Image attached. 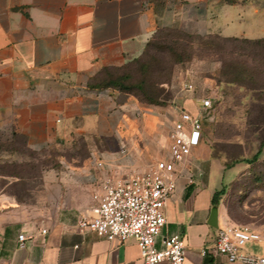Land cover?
I'll use <instances>...</instances> for the list:
<instances>
[{"label":"crops","instance_id":"crops-1","mask_svg":"<svg viewBox=\"0 0 264 264\" xmlns=\"http://www.w3.org/2000/svg\"><path fill=\"white\" fill-rule=\"evenodd\" d=\"M162 27L263 38L264 0H0V141H23L39 155L79 137L90 143L84 157L34 167V186L24 191L16 186L29 177L0 172L2 261L141 264L134 238L107 240L80 230L77 220L93 214V194L106 175L142 173L167 157L176 107L168 115L129 91L102 86L107 71L116 74L141 56ZM180 104L198 110L192 97ZM0 157L23 159L16 150ZM230 169H236L233 181L243 170L213 155L204 132L177 166L163 233L184 236V264H240L223 254H202L219 228L238 225L224 195L213 202L226 186L218 174ZM254 230L264 235V228ZM245 249L261 255L264 243Z\"/></svg>","mask_w":264,"mask_h":264},{"label":"rangeland","instance_id":"rangeland-1","mask_svg":"<svg viewBox=\"0 0 264 264\" xmlns=\"http://www.w3.org/2000/svg\"><path fill=\"white\" fill-rule=\"evenodd\" d=\"M181 30L188 36L170 34L164 40L158 38L156 47H151L148 53L144 51L116 73H127L128 91L141 102L168 115L178 102L187 98H195L196 106L197 98H211L213 108L203 117L205 140L213 155L226 164L239 163L243 168L234 181L236 169L218 174V180L226 185L227 208L238 225L264 228V147L261 148L264 142V90L251 89L255 83L248 79L256 68L250 57L253 52L215 35L206 38ZM174 40H178V46L173 44ZM242 53L245 55H240ZM180 57L182 61L178 60ZM261 67L264 68V63ZM236 75L238 81L228 82ZM255 78L263 82L264 75ZM185 80L194 84V92L182 89ZM11 150H16L23 159L0 157V172L29 177L28 181L16 186L24 191L34 186V167L58 165L62 157H84L89 153L90 143L85 137H79L39 155L23 141H0V152Z\"/></svg>","mask_w":264,"mask_h":264},{"label":"built area","instance_id":"built-area-1","mask_svg":"<svg viewBox=\"0 0 264 264\" xmlns=\"http://www.w3.org/2000/svg\"><path fill=\"white\" fill-rule=\"evenodd\" d=\"M182 89L194 92L195 86L185 80ZM195 100V98H194ZM198 110L176 106L177 114L168 133V154L149 170L130 176L106 175L99 191L93 194V214L77 220L80 230H92L107 240L124 242L134 238L140 249L141 264H184L187 244L178 233H163L165 206L173 194L178 164L185 162L202 140L204 113L213 108L209 96L196 99ZM98 162V166H102ZM43 232H46L43 229ZM24 245L25 234L18 236ZM250 242H263L264 235L246 225L227 224L218 229L215 241L202 254H223L230 262L264 264V253L257 255L245 249ZM0 264H7L0 259Z\"/></svg>","mask_w":264,"mask_h":264},{"label":"trees","instance_id":"trees-1","mask_svg":"<svg viewBox=\"0 0 264 264\" xmlns=\"http://www.w3.org/2000/svg\"><path fill=\"white\" fill-rule=\"evenodd\" d=\"M181 31V32H180ZM170 34H177V35H182L184 34V36H188L185 33L182 32L181 29L179 28H173V27H162L159 28L155 34L153 35V37L149 40V42L147 43L146 47H145V51L146 53L149 52V49L151 47H156V45L158 44V38L159 39H166L167 36H169ZM210 35H215L216 38L221 39L225 42H232V43H237V44H241L243 46H246L248 48H250L253 52V54L250 56L253 59V62H255V70H253L251 72V74H249L248 79H251L252 81H254L255 86H252L251 89L253 90H264V79L263 82H259L255 76L257 75H264V68H262V64L264 63V37L263 38H258V39H249V38H239V37H223L220 36L218 34H208V35H201L202 37L205 36L206 38H210ZM207 43L212 44V42L208 41ZM173 44L175 46H178V40H174ZM176 50V49H174ZM178 55V54H177ZM240 55H245L244 53L240 54ZM246 56H248L246 54ZM179 61H182L183 58L180 57L178 59ZM262 63V64H261ZM226 72V71H223ZM239 74L242 72H238ZM223 74V73H222ZM225 74V73H224ZM129 77V75L126 74H122V75H117V73L115 74L114 72H110L107 71V76L106 78L103 80L102 82V86L104 87H114V88H119L125 91H128L130 89L129 86H127L125 84V80H127V78ZM239 78L236 75V77H233L232 79H229L228 82H235L238 81ZM264 147V142L261 143V148ZM260 154V151L259 153ZM226 164V163H225ZM227 166H230L229 164H226ZM226 192V187H223L220 191H218L214 197H213V202L215 204H218L222 195H224Z\"/></svg>","mask_w":264,"mask_h":264}]
</instances>
